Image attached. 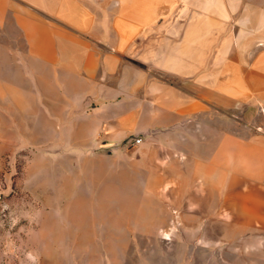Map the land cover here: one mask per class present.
Returning <instances> with one entry per match:
<instances>
[{
	"label": "crops",
	"instance_id": "obj_1",
	"mask_svg": "<svg viewBox=\"0 0 264 264\" xmlns=\"http://www.w3.org/2000/svg\"><path fill=\"white\" fill-rule=\"evenodd\" d=\"M0 72V118L264 230L261 0H0Z\"/></svg>",
	"mask_w": 264,
	"mask_h": 264
},
{
	"label": "rangeland",
	"instance_id": "obj_2",
	"mask_svg": "<svg viewBox=\"0 0 264 264\" xmlns=\"http://www.w3.org/2000/svg\"><path fill=\"white\" fill-rule=\"evenodd\" d=\"M48 125L0 118V264H264L258 225H200L184 190L146 183L143 168L107 175L99 153L57 150Z\"/></svg>",
	"mask_w": 264,
	"mask_h": 264
},
{
	"label": "built area",
	"instance_id": "obj_3",
	"mask_svg": "<svg viewBox=\"0 0 264 264\" xmlns=\"http://www.w3.org/2000/svg\"><path fill=\"white\" fill-rule=\"evenodd\" d=\"M140 141H141L140 139H137V140H136V143H140Z\"/></svg>",
	"mask_w": 264,
	"mask_h": 264
}]
</instances>
